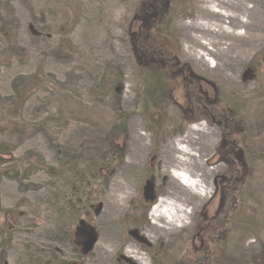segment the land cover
<instances>
[{"label":"rangeland","instance_id":"1","mask_svg":"<svg viewBox=\"0 0 264 264\" xmlns=\"http://www.w3.org/2000/svg\"><path fill=\"white\" fill-rule=\"evenodd\" d=\"M202 1L0 0V264H141L132 249L144 264H264V0L245 1L248 38H218L208 65L185 51H201L186 25ZM161 9V30L146 27ZM143 52L175 99L148 94ZM117 93L124 131H112ZM233 100L242 136L222 104ZM199 126L189 146L206 197L189 198L168 147ZM169 193L189 216L154 231ZM80 229L97 238L90 253Z\"/></svg>","mask_w":264,"mask_h":264},{"label":"bare ground","instance_id":"2","mask_svg":"<svg viewBox=\"0 0 264 264\" xmlns=\"http://www.w3.org/2000/svg\"><path fill=\"white\" fill-rule=\"evenodd\" d=\"M245 1L203 0L200 6L203 17L186 25L192 32L189 34L190 40L201 51H195L192 47L186 49V53L203 65H208L207 58L217 55L220 50V45L216 42L218 38L233 40L248 38L246 28L251 25L249 14H254L256 9L247 6ZM206 35L208 38L204 37ZM196 134H206V129L202 126L191 127L188 135L179 142V147L175 142L169 145L168 159L175 170L170 176L184 190L185 195L189 194V198L190 196L205 198L206 187L201 180L204 175H198L200 172L198 156L189 146L196 143V138L193 137ZM188 202V198H181L174 193H169L167 198H161L150 212L152 230L168 232L181 228L189 216L188 211L184 209V204ZM129 253L144 264V255L138 253L136 249Z\"/></svg>","mask_w":264,"mask_h":264},{"label":"trees","instance_id":"3","mask_svg":"<svg viewBox=\"0 0 264 264\" xmlns=\"http://www.w3.org/2000/svg\"><path fill=\"white\" fill-rule=\"evenodd\" d=\"M164 11L167 12L165 9H163V10L161 9L160 12L158 13L159 15L155 18L156 19L155 21H154V19L150 20V21L147 20L144 25H147L146 27L151 26V27H154L156 29L159 28V30H161L162 24L164 23V19H165L164 18ZM136 27H137V25H136ZM168 27L169 26H166V27L164 26V28L166 30L168 29ZM141 28H144V27H141ZM138 55L140 56V59H142V60H140L139 65L143 71L142 77L144 80H146V83H147L146 87H148V90H149L148 94H150V95L157 94L156 97L158 100L161 99V97L171 98V100L175 99L176 93L171 88V84H170L171 80H169V78L167 77L166 72L161 70V67L159 65H157L158 64L157 60L156 61L155 60L149 61V59H150V58H148L149 56H147L144 52H143V54H141V55L138 54ZM144 56L147 58L146 61L144 60V58H145ZM160 65H162V64L160 63ZM151 78H153L155 80L154 84L149 83V80ZM189 84H190L189 81H185L182 78L181 85L184 87V89H187L189 87ZM115 96H116L115 101H116L117 110L115 111L116 115H115V121H114V128L112 131H114V130L124 131V129L127 128L126 127L127 115L121 111V107H120L121 106V99L118 96V93ZM203 97L204 98H199V96H195V97H193V101L196 104H199V103H201L200 101L202 99H203V102L206 100V97L205 96H203ZM222 104L226 108L225 111H227L226 118L233 123L230 131L236 135L242 136L244 134V131H242L240 129V126L242 125L243 122H242V120H239L240 119V118H238L239 112L237 110V107H240L239 105L242 104V101H240V100L234 101L233 100V101H230L228 103H225V104L222 103ZM119 135H121V134H119ZM117 144H118V142L114 143L113 146L111 147V151H112L111 160H114L115 164L117 163V161L120 160V158H122V156H121L122 153L119 151V146ZM245 150H246V148H245ZM245 150L243 152V155L245 157H249L252 154V152L249 150L246 153ZM76 163H77V161L73 162V164H76ZM49 172H50V170H49ZM51 173H52V171L50 172V174ZM196 248H195V250H197ZM224 259L225 258H223L221 260V262H223L225 264Z\"/></svg>","mask_w":264,"mask_h":264},{"label":"water","instance_id":"4","mask_svg":"<svg viewBox=\"0 0 264 264\" xmlns=\"http://www.w3.org/2000/svg\"><path fill=\"white\" fill-rule=\"evenodd\" d=\"M78 239L82 243L85 253H90L97 244L96 236L85 229L78 231Z\"/></svg>","mask_w":264,"mask_h":264},{"label":"flooded vegetation","instance_id":"5","mask_svg":"<svg viewBox=\"0 0 264 264\" xmlns=\"http://www.w3.org/2000/svg\"><path fill=\"white\" fill-rule=\"evenodd\" d=\"M82 244V243H81Z\"/></svg>","mask_w":264,"mask_h":264}]
</instances>
